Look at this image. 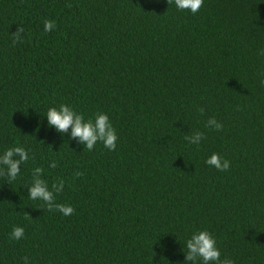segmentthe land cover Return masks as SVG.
<instances>
[{
  "label": "trees",
  "instance_id": "obj_1",
  "mask_svg": "<svg viewBox=\"0 0 264 264\" xmlns=\"http://www.w3.org/2000/svg\"><path fill=\"white\" fill-rule=\"evenodd\" d=\"M262 79L264 0H204L196 14L166 0H0V155L29 153L16 180L0 177V264H191L201 230L221 259L264 264ZM61 104L106 113L116 149L48 126ZM197 131L199 146L185 139ZM212 153L230 169L208 166ZM36 167L49 187L65 181L56 202L72 215L29 198Z\"/></svg>",
  "mask_w": 264,
  "mask_h": 264
},
{
  "label": "clouds",
  "instance_id": "obj_2",
  "mask_svg": "<svg viewBox=\"0 0 264 264\" xmlns=\"http://www.w3.org/2000/svg\"><path fill=\"white\" fill-rule=\"evenodd\" d=\"M167 4H174L179 11H188L191 14H196L204 4V0H166ZM56 27L51 20H45L44 32H51ZM23 27H18L12 33V43L15 45L22 41ZM264 84V79L261 80ZM198 111L203 114L204 109ZM48 126L53 127L58 133H68L70 130V138L83 145L88 151H92L97 143L109 151H114L117 145V133L112 126L109 117L106 113L97 112L94 117L85 119L82 113L76 112L71 106L61 104L59 108L50 107L46 113ZM206 128L215 131L223 129L222 123L218 122L215 117L209 118L206 121ZM205 138L204 133L197 131L185 139L188 143L199 146L200 142ZM51 147V146H50ZM29 160V153L23 147L16 146L7 149L0 155V177H3L7 182L16 180L20 174V166ZM205 163L215 168L218 171H228L230 169V161L222 158L216 153H212ZM55 160L49 163V168H56ZM83 172L77 171L74 173L76 178L82 177ZM43 169L36 167L32 171V182L27 186L28 196L32 200H39L43 206L50 212H59L64 216H70L75 209L66 204L57 203L56 197L63 192L65 181L59 179L49 187L47 181L42 178ZM28 215V214H27ZM24 238L23 227H13L10 233V239L18 241ZM187 252L184 256V261L191 264H234L231 259H221V253L217 248L215 238L207 231L201 230L192 234L191 238L186 242ZM24 264H28V258L24 257Z\"/></svg>",
  "mask_w": 264,
  "mask_h": 264
}]
</instances>
